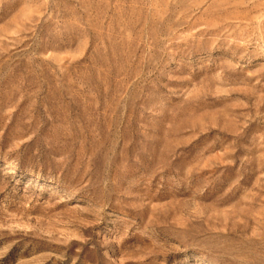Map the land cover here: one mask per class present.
Here are the masks:
<instances>
[{
    "label": "rangeland",
    "instance_id": "obj_1",
    "mask_svg": "<svg viewBox=\"0 0 264 264\" xmlns=\"http://www.w3.org/2000/svg\"><path fill=\"white\" fill-rule=\"evenodd\" d=\"M0 264H264V0H0Z\"/></svg>",
    "mask_w": 264,
    "mask_h": 264
}]
</instances>
